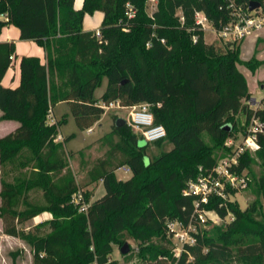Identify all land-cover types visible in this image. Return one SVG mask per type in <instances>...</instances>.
<instances>
[{
	"label": "trees",
	"instance_id": "trees-1",
	"mask_svg": "<svg viewBox=\"0 0 264 264\" xmlns=\"http://www.w3.org/2000/svg\"><path fill=\"white\" fill-rule=\"evenodd\" d=\"M250 1L157 0L150 13L148 0H83L79 9L75 0H0V35L15 25L20 38L35 41L47 58L43 63L38 56H22L20 83L4 86L16 43L0 41V120L19 123L0 137V217L4 233H21L31 245L35 264H130L136 258L146 264H229L239 258L264 264V210L256 205L241 210L217 194L197 209L200 195L186 193L191 180L213 170L215 150L235 135L239 114L264 123V97L257 108L250 105L253 96L238 66L255 72L264 60L241 58L243 38L207 42L197 22L201 12L221 32L239 20L240 10L252 13ZM257 1L264 10V0ZM95 11L104 14L99 35L83 27L85 15ZM63 101L81 130L102 118L101 102H148L155 122L167 132L154 145L166 139L173 146L150 157V143L140 145V134L127 124L116 126L115 116L113 129L122 138L125 158L118 164L109 158L96 162L89 175L92 182L103 181L106 193L91 202L86 192L89 205L80 211L72 202L79 186L69 166L67 138L57 141L67 118L48 119ZM259 143L257 154L264 161V133ZM250 163L246 151L232 170L241 173ZM123 165L131 169L128 179L117 177ZM259 185L264 201V173ZM35 190L42 192L43 203L32 197ZM202 210H214L222 219L232 213L234 219L202 230ZM43 212L51 219L20 232V224ZM170 220L198 226L196 244L179 257L167 228ZM127 235L137 249L130 248L120 261L112 254Z\"/></svg>",
	"mask_w": 264,
	"mask_h": 264
},
{
	"label": "rangeland",
	"instance_id": "rangeland-1",
	"mask_svg": "<svg viewBox=\"0 0 264 264\" xmlns=\"http://www.w3.org/2000/svg\"><path fill=\"white\" fill-rule=\"evenodd\" d=\"M156 1L157 0H148V12L151 13L155 9ZM76 3L77 6H79V4H81V0H77ZM127 6L129 7V4ZM81 7L82 6H80L79 8ZM260 10L262 9L254 10L253 13H258V11ZM202 26L205 31V40L209 43L220 44L224 42V40H233V36L222 35L220 32H217L207 20H204ZM253 34H255L254 31L243 38V40L248 37L250 38L248 39L249 43L247 40L242 46L241 57L243 59H246V61L255 57L254 55L257 56V54H264V40L261 39L259 41L258 50H255V44L251 39ZM24 49L25 51L29 52L32 51L30 47H26ZM239 67L245 73L249 87L254 93L252 95L253 97L250 101V105L254 106V108H257L259 106L260 100L264 97V64H262V66L258 68L256 74H253L250 68L245 64H241L239 65ZM105 88L106 81L100 88L96 90V94L100 96L104 92ZM52 109L54 117H56L58 120H61L63 117L67 118L66 123H64L59 129V134L62 136V138L58 136L57 141L67 138L64 146L65 149L70 152L68 162L69 166L72 168L75 174V180L79 186L78 192L83 193V200H86L85 193L88 192L91 195L92 202L95 199L103 196L106 193V189L103 185L102 180H98L95 182L91 181L89 175V171L91 170V168L96 164L98 160L102 158H109L112 162H114V164L120 163L125 158L124 153L120 148L122 138L118 133L114 131L113 124L114 117H126L127 110H120L116 108L106 109V112L103 114L102 118L98 122H96L94 126L86 130H81L77 127L69 103L65 101L59 102L55 104ZM237 119L238 124L235 135L230 137L226 141L225 146L218 147L215 150L217 163L223 159L231 158L236 154L237 151H239V145L243 142V138L244 136H246V132H248L251 128L252 122L246 121L244 115L239 114ZM204 138L207 142L213 144V140L207 133L204 134ZM230 140H232V143H229ZM146 143L147 142L143 138H141L139 141L140 145H145ZM172 146L173 145L166 139L163 141V144L161 146L150 143V146L147 148V153L150 157H154L163 151L169 150ZM258 149L246 150L249 152L251 163L247 168L239 173V177L241 180H243V182H241L237 186L227 188L229 190V193H225L226 199H230L232 202L236 203L241 208V210L251 209L254 205H256L259 210H264L263 195L261 187L259 185L260 177L264 173V161L257 154ZM7 168L11 169L10 166H8ZM116 174L120 179H128L132 176L131 169L126 165L118 168L116 170ZM13 175L14 173L12 174V176ZM31 195L40 203H43L45 201L42 192L39 190L32 191ZM51 217L52 215L49 212H43L35 218L23 224H20V232L27 231L29 228H32L41 222L51 219ZM233 219L234 215L232 213H229V215L225 219L219 220L218 222L203 223L201 225V229H210L215 224H222ZM1 234H3V231H1L0 229V264H35L33 249L31 245L23 238L21 233L17 236H3ZM125 242L129 243L130 248L137 249V242L133 237L127 235V240ZM172 242L173 245H175V240L172 239ZM112 257L122 261V253L120 252V248L118 246L114 247ZM254 261V259L239 258L230 262L229 264H253ZM130 264H146V262L140 258H136Z\"/></svg>",
	"mask_w": 264,
	"mask_h": 264
},
{
	"label": "built area",
	"instance_id": "built-area-1",
	"mask_svg": "<svg viewBox=\"0 0 264 264\" xmlns=\"http://www.w3.org/2000/svg\"><path fill=\"white\" fill-rule=\"evenodd\" d=\"M247 13L243 10L239 12V20L230 28L221 31L222 35L233 36V39L244 38L252 31L264 27V10L258 13ZM203 16V17H202ZM207 20L205 14L197 13V22L203 24ZM97 34H100L99 29ZM14 60V56H10ZM256 102V101H255ZM105 109H120L127 110V125L148 143H154L167 136L166 128L163 124L155 122V116L151 109V104L148 102L137 103L133 105H123L120 101H113L108 104L101 102ZM161 106V103H158ZM52 111V110H51ZM49 122L53 123L56 120L50 113L48 116ZM251 128L246 132L243 142L239 145V151L231 158H226L219 161L211 172L207 175L198 177L196 180H191L188 183V192H194L200 195V200H197L195 205L200 208L202 203H207L212 194H217L226 197V189L239 185L243 180L240 179L238 172L233 171L234 165L238 164L239 157L247 149H258L260 147L259 134L264 133V123L260 119L253 117L251 120ZM229 143H232L230 140ZM72 202L79 206L80 211H85L89 203L83 200V193L73 195ZM201 223L218 222L222 218L214 210H202L199 212ZM168 231L172 234L175 240L174 252L177 257L183 252L187 245H194L197 242L198 226L190 223L184 224L180 220H170L167 223Z\"/></svg>",
	"mask_w": 264,
	"mask_h": 264
},
{
	"label": "crops",
	"instance_id": "crops-1",
	"mask_svg": "<svg viewBox=\"0 0 264 264\" xmlns=\"http://www.w3.org/2000/svg\"><path fill=\"white\" fill-rule=\"evenodd\" d=\"M76 1L77 0H75V8H79L80 6L83 5V0H81V4H79V6H77ZM103 18H104L103 12H99V11H97L93 14H86L84 17V22H83L84 30H98L101 26ZM260 31H262V32H260ZM254 33L255 34H253L251 39H252V42L255 44V47H256L255 50H258L259 41L261 39L264 40V27L257 29V30H254ZM248 39H250V38L248 37V38L243 40V43L241 45V54H242V46ZM0 41H14L16 43V55L14 57L13 65L7 70L5 76L2 80V84L4 86L15 87L20 83V75H21L20 60H21L22 56H24V55H26V56H38V57H40V59L43 63H46V61H47L46 53H45L44 49L41 46H39L33 40L21 39L20 38V30L15 25H9V26H6L3 28L2 33L0 35ZM25 41H28V42H25ZM25 43H30V44H25ZM248 43H249V40H248ZM26 45H29V46H26ZM26 47H28V48L30 47L32 51H30V52L25 51L24 48H26ZM254 56L259 60H264V54L263 55L257 54V56L256 55H254ZM243 60H246V59H243ZM239 65H241V64H239ZM239 69H240V67H239ZM257 70L255 72H253L252 70L251 71L253 74H256ZM244 75H245V73H244ZM249 89H250V87H249ZM250 91L253 95L254 94L253 91L251 89H250ZM2 114H3V112L0 109V116ZM51 114L53 115V109L51 111ZM53 117H54V115H53ZM54 119L56 121H58V119L56 117H54ZM18 125H19V123L16 120H9V119L0 120V137H3L5 135L13 132L18 127ZM59 137L62 138V136L60 134H59ZM0 189H1V185H0ZM0 202H1V197H0ZM0 227H1L0 228L1 231H3V221H2L1 217H0ZM1 235L12 236V235H8V234L4 233V231H3V234H1Z\"/></svg>",
	"mask_w": 264,
	"mask_h": 264
},
{
	"label": "water",
	"instance_id": "water-1",
	"mask_svg": "<svg viewBox=\"0 0 264 264\" xmlns=\"http://www.w3.org/2000/svg\"><path fill=\"white\" fill-rule=\"evenodd\" d=\"M261 7V2L257 1V0H252L249 3V9L251 11L257 10ZM127 124V119L125 117H118L116 120V126H122V125H126ZM120 252L122 254H127L130 252V245L128 242H125L124 245L121 247Z\"/></svg>",
	"mask_w": 264,
	"mask_h": 264
}]
</instances>
